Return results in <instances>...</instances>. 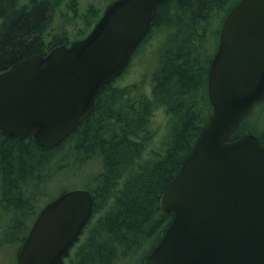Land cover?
Returning a JSON list of instances; mask_svg holds the SVG:
<instances>
[{
    "label": "water",
    "instance_id": "obj_1",
    "mask_svg": "<svg viewBox=\"0 0 264 264\" xmlns=\"http://www.w3.org/2000/svg\"><path fill=\"white\" fill-rule=\"evenodd\" d=\"M166 0H113L91 32L0 73V130L61 145L122 76ZM213 108L193 153L164 190L174 217L145 264H264V143L230 140L264 99V0H240L228 13L208 76ZM85 189L66 191L35 220L17 264H62L93 215Z\"/></svg>",
    "mask_w": 264,
    "mask_h": 264
},
{
    "label": "trees",
    "instance_id": "obj_2",
    "mask_svg": "<svg viewBox=\"0 0 264 264\" xmlns=\"http://www.w3.org/2000/svg\"><path fill=\"white\" fill-rule=\"evenodd\" d=\"M239 2L164 1L134 54L137 58L146 43L156 42L150 91L144 83L119 87L123 75L118 77L104 88L94 112L58 147L44 148L32 135L14 139L0 130V205H16V211L27 215L19 223L29 226L18 237L21 244L42 209L38 201L48 197L45 189L67 180L69 172L71 180L87 179L82 189L92 194L94 207L64 264H145L174 217L162 210V194L193 153L213 113L209 68L222 25ZM54 10L51 0H0V73L72 42L66 34L49 39ZM157 110L171 117V130L163 154L147 159L157 134ZM249 134L264 143V99L234 127L230 140ZM28 216L33 217L31 224ZM5 228H0V247L14 240V226Z\"/></svg>",
    "mask_w": 264,
    "mask_h": 264
},
{
    "label": "rangeland",
    "instance_id": "obj_3",
    "mask_svg": "<svg viewBox=\"0 0 264 264\" xmlns=\"http://www.w3.org/2000/svg\"><path fill=\"white\" fill-rule=\"evenodd\" d=\"M55 10L53 12V19L48 26L49 39L55 36L67 35L70 41L83 38L88 35V31L92 27L95 19L102 16L105 8L113 0H51ZM27 3V0H22ZM87 34V35H86ZM156 48L154 40L146 43L140 54L132 57L131 66L128 71L122 74L116 85L119 87L132 86L133 84L144 83L147 92L150 91L151 74L155 67V56H151ZM153 65V66H152ZM147 74V75H146ZM146 75V76H145ZM145 76V77H144ZM153 128L157 130V134L151 142V145L145 155V158L150 159L153 156L163 154L171 130V117L164 111L157 110ZM92 168V167H90ZM59 183L50 185L45 189L48 197H43L38 201L39 206L43 208L48 200L56 197L64 190L82 189L87 179L82 177L78 180H71V174L67 173V180L62 178ZM43 205V206H42ZM16 205L13 207H5L0 205V228L8 227V224L14 226L12 231L13 241L11 243L1 245L0 247V264H17V258L21 248V235L28 229V225L22 226L19 223L22 218L27 216L25 213H19ZM24 215V216H23ZM30 224L33 217L28 216ZM35 220V219H34ZM34 222V221H33ZM6 229V228H5ZM2 234V235H1ZM1 237L4 232L0 230ZM11 238V237H10Z\"/></svg>",
    "mask_w": 264,
    "mask_h": 264
},
{
    "label": "flooded vegetation",
    "instance_id": "obj_4",
    "mask_svg": "<svg viewBox=\"0 0 264 264\" xmlns=\"http://www.w3.org/2000/svg\"><path fill=\"white\" fill-rule=\"evenodd\" d=\"M43 209V208H42ZM41 209V210H42ZM40 210V211H41ZM40 211H39V213H40ZM39 213H38V215H39ZM38 215H37V217H38ZM93 216V215H92ZM37 217H36V219H37ZM35 219V220H36ZM91 219H92V217H91ZM35 220H34V222H35ZM34 222H33V224H34ZM33 224H32V226H33ZM32 228V227H31ZM31 230V229H30ZM30 232V231H29ZM29 234V233H28ZM28 236V235H27ZM27 238V237H26ZM26 240V239H25ZM25 242V241H24ZM23 242V243H24ZM23 243H22V245H23ZM78 243V242H77ZM77 243L74 245V247L71 249V252H70V255H69V257L71 256V254H72V252H73V250H74V248H75V246L77 245ZM22 245H21V248H22ZM21 248H20V250H21ZM69 257L68 258H65V260H64V262L62 263V264H64V263H67V261L69 260Z\"/></svg>",
    "mask_w": 264,
    "mask_h": 264
}]
</instances>
